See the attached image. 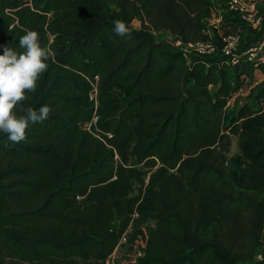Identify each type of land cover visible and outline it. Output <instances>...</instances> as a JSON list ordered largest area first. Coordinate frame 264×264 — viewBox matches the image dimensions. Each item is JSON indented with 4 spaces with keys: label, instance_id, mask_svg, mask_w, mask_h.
Listing matches in <instances>:
<instances>
[{
    "label": "trees",
    "instance_id": "trees-1",
    "mask_svg": "<svg viewBox=\"0 0 264 264\" xmlns=\"http://www.w3.org/2000/svg\"><path fill=\"white\" fill-rule=\"evenodd\" d=\"M213 7L0 0V51H23L19 37L35 30L51 52L15 109L47 104L49 118L19 143L0 133V264H106L136 247L135 264H264V106L224 112L254 66L189 61L153 33L205 40ZM223 25L239 23L226 13Z\"/></svg>",
    "mask_w": 264,
    "mask_h": 264
},
{
    "label": "built area",
    "instance_id": "built-area-1",
    "mask_svg": "<svg viewBox=\"0 0 264 264\" xmlns=\"http://www.w3.org/2000/svg\"><path fill=\"white\" fill-rule=\"evenodd\" d=\"M223 8L211 10L210 15L204 20V32L207 34L205 40H182L174 38L169 31H153L159 34L163 32L168 35L167 41L182 53L189 61L196 57L205 60H228L231 64L239 61L243 57L254 67L264 64V4L262 0H222ZM247 27L254 36L247 43H242L241 31L239 29L226 31L223 25L224 14ZM241 48V49H240ZM96 88L90 93V97H95ZM264 101V100H263ZM95 121V117L85 127L89 129L90 124ZM148 176L145 177L147 182ZM136 216V213L133 214ZM114 249L105 260L106 264H116ZM142 254L139 248H134V255L126 261V264H135L138 256Z\"/></svg>",
    "mask_w": 264,
    "mask_h": 264
},
{
    "label": "clouds",
    "instance_id": "clouds-1",
    "mask_svg": "<svg viewBox=\"0 0 264 264\" xmlns=\"http://www.w3.org/2000/svg\"><path fill=\"white\" fill-rule=\"evenodd\" d=\"M132 29L123 20L114 21L113 32L118 36H129ZM19 49L3 46L0 51V133L7 135L13 143L26 138L29 123L42 122L49 118L50 105L38 109L28 107L25 114H18L16 106L35 92L37 81L48 68L51 52L40 43L35 30H27L19 37Z\"/></svg>",
    "mask_w": 264,
    "mask_h": 264
},
{
    "label": "rangeland",
    "instance_id": "rangeland-1",
    "mask_svg": "<svg viewBox=\"0 0 264 264\" xmlns=\"http://www.w3.org/2000/svg\"><path fill=\"white\" fill-rule=\"evenodd\" d=\"M214 6L216 8H223V3L222 0H212ZM262 3L264 4V1L262 0ZM139 21L138 20H133V26L134 27H139ZM241 31V37L243 42L242 43H247L249 39L254 36V34L251 33V31L245 27L243 24L239 23L238 28ZM156 40H161V42L166 43L170 47L172 45L167 41L168 35L160 32L159 34L154 35ZM264 66V65H263ZM253 72L251 76L243 82L241 88L235 92L230 100L228 101L226 107H225V114H231L235 113V111L245 102H249L250 104L254 106H264V101L260 97H257V93L260 91L261 86L264 84V68L261 66H257L253 68ZM238 152V144H237V138L235 136H231L230 138V145H229V150H228V156L234 155ZM264 250L262 248L258 249V254ZM134 255V249L131 250L130 252H126L124 248L122 249H116L114 253V258L115 261L118 264H126V260Z\"/></svg>",
    "mask_w": 264,
    "mask_h": 264
},
{
    "label": "crops",
    "instance_id": "crops-1",
    "mask_svg": "<svg viewBox=\"0 0 264 264\" xmlns=\"http://www.w3.org/2000/svg\"><path fill=\"white\" fill-rule=\"evenodd\" d=\"M253 71H254V70H253ZM253 71H252V72H253Z\"/></svg>",
    "mask_w": 264,
    "mask_h": 264
}]
</instances>
